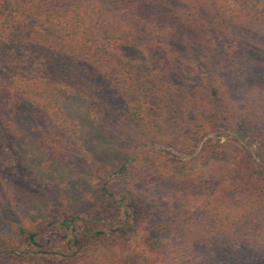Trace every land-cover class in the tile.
<instances>
[{"label": "trees", "instance_id": "obj_1", "mask_svg": "<svg viewBox=\"0 0 264 264\" xmlns=\"http://www.w3.org/2000/svg\"><path fill=\"white\" fill-rule=\"evenodd\" d=\"M263 15L264 0H0V264H264V87L243 42ZM28 126L96 182L27 223Z\"/></svg>", "mask_w": 264, "mask_h": 264}, {"label": "rangeland", "instance_id": "obj_2", "mask_svg": "<svg viewBox=\"0 0 264 264\" xmlns=\"http://www.w3.org/2000/svg\"><path fill=\"white\" fill-rule=\"evenodd\" d=\"M243 32L245 34V41L243 42L246 48L249 49L252 57L260 63L258 67L259 78L256 81L264 87V15L257 22L244 25ZM132 55L138 58L152 56L151 52L146 48L136 49L132 52ZM112 101L115 112L126 110L130 103L129 99L124 96H116L112 98ZM21 144L25 162L31 173L39 177L40 186L42 187V190L37 189L41 194L40 198L36 199L37 201L33 204L32 208L26 212L24 220L27 223L39 222L50 212L51 209L49 210L47 204L48 198L52 194H57L59 188L63 191L66 189L69 196L74 199L73 201L85 199L88 193H91L92 183L96 181L85 178L81 174L71 172L70 168L65 166L59 159L43 152L37 144L29 126L23 130ZM80 152L84 157L85 152ZM74 189L75 193L72 192ZM77 190L80 191L78 194H76Z\"/></svg>", "mask_w": 264, "mask_h": 264}]
</instances>
